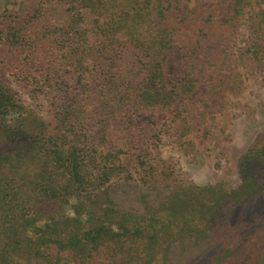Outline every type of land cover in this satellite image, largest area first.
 I'll use <instances>...</instances> for the list:
<instances>
[{"label":"trees","instance_id":"obj_1","mask_svg":"<svg viewBox=\"0 0 264 264\" xmlns=\"http://www.w3.org/2000/svg\"><path fill=\"white\" fill-rule=\"evenodd\" d=\"M228 1L231 7L221 22L227 24L229 31L224 42L231 45L241 17L259 0ZM68 3L71 7L64 26L53 29L57 36H61L60 30H66L67 46L63 56L50 58L56 62L66 59L68 67L82 72L75 78V85L69 86L63 81L57 84L62 78L54 77L58 74L55 61L50 65L51 72L42 70L47 79L52 77L55 81L51 90L58 133L41 141L43 157L54 159L56 169L67 176L66 186L56 187L45 181L33 189L18 186L10 172L0 168V264H89L102 248L109 247H118L119 251L114 250L116 254H124L117 264H169L166 252L172 244L188 238H205L208 231L210 242L216 247L211 264H264V221L247 237L238 229L240 219L254 213L262 217L264 214V143L261 142L239 162L238 189L228 192L217 185L194 187L190 189L194 201L181 211L174 212L162 204L160 209L150 208L148 218L143 215L134 219L133 214L115 210L114 204L107 200L101 214L86 211L87 221L82 210L61 222L54 215L45 214L42 218L40 214L59 201L68 203L71 197L76 200L90 197L125 170L118 154L124 151L122 145H128V139L117 137L122 141V144L115 142L118 150L109 144L110 138L105 151L82 146L86 134L81 119L98 120L116 136L124 127L121 123L124 114L134 108L151 111L156 116L179 103L174 117L181 119L182 133L187 134L193 130L195 121L205 119L204 108L221 109L222 106L211 103L215 97L238 90L241 74L235 67L264 65V10L255 13L251 40L238 50V56L233 55L230 46L223 53L222 62L208 66L204 73L194 71V64L190 66L193 74L189 75L193 78H189L188 85L193 87L201 74L210 85L198 93L204 102L199 107L200 101L194 105L195 99L191 97L196 95V87H183L178 94L175 87L168 90L164 81L163 65L172 50L168 21L172 10H178L173 8L172 0H68ZM93 14L97 19L88 22L87 15ZM87 23L92 24L90 29ZM16 25V31L11 34L9 27L4 29L0 22V47L11 45L14 53L19 54L20 66L15 70L27 81L34 79L33 75L42 67L41 59L36 56L40 42L35 28H26L21 21ZM186 101L193 106L182 112L180 109ZM17 109L15 96L0 86V145L20 141L21 127L10 118ZM115 120L119 122L110 129ZM10 156L11 152H0L4 163L9 162ZM138 163L146 176L154 179L153 166H147L144 159ZM41 219L45 224L38 227Z\"/></svg>","mask_w":264,"mask_h":264},{"label":"rangeland","instance_id":"obj_2","mask_svg":"<svg viewBox=\"0 0 264 264\" xmlns=\"http://www.w3.org/2000/svg\"><path fill=\"white\" fill-rule=\"evenodd\" d=\"M172 4L178 10H172L168 21L172 50L163 65L164 81L168 90L175 87L178 94L182 93L183 87H196V95L191 94L196 101L192 103L195 105L200 101L198 106L201 107L204 102L202 97H198V93H203L210 85L206 79L203 80L204 74L197 76L198 82L193 87L188 85L189 78L192 77L189 73L193 74L190 66L194 64V71L197 69L204 73L209 70L208 66L222 62L223 53L230 46L233 55L238 56V50L251 40L255 13L264 10V0L247 8L231 45L224 42L225 34L229 31L227 24L221 22L231 7L228 0H172ZM70 7L68 0H0V22L3 28L9 27L8 32L13 34L16 24L21 21L26 28H35L34 32L38 33L40 42L36 56L41 59L42 67L33 75L34 79L27 81H23L15 70L20 66L19 54L14 53L11 45L3 44L0 47V86L10 90L15 96L18 109L10 118L14 119V125L21 127L19 142L0 145V152H11L9 162L0 160V168L9 171L18 186L25 185L33 189L43 181L56 187L66 186L67 176L56 169L54 159H45L41 152L44 137L58 133L52 105L54 93L51 90L55 81L53 82L52 77L47 79L42 70L51 72L50 65L56 62L54 59L64 54L67 46L66 30H60L61 36H57L58 33L54 35L53 29L58 30L64 26ZM96 19L94 14L87 15L88 22L92 23ZM87 24L90 29L92 24ZM208 42L212 45L209 46ZM56 63L58 74L54 77L62 78L57 84L63 81L74 86L75 78L82 70L74 71L68 67L66 59ZM235 70L241 74L238 90L215 97L211 104L222 108H204L205 119L191 123L193 130L187 134L182 133L184 127L179 124L181 119L174 117L173 112L179 103L173 109H165V112L156 116L151 111L134 108L129 114H124L125 117L121 120L124 127L116 136L98 120L87 122L81 119L86 134L82 146H94L105 151L108 150L105 146L108 144L107 139L110 138L112 142L110 140L109 144L118 150L115 142L122 144V141L117 137L124 136L128 139V145L123 144L124 151L118 154L125 170L90 197L85 196L79 200L71 197L68 203L59 201L52 204L47 212L45 210L46 213L41 212V217L44 218L45 214L54 215L61 222L64 218L75 217L74 212L82 210L85 220L89 219L86 211L101 214L104 203L109 200L114 204V209L121 213L133 214L134 219L143 215L148 218L149 209H160L162 204H167L174 212L186 208L194 201L190 192L194 187L217 185L222 191L228 192L238 189L241 184V158L258 142L264 143V65H238ZM185 78L188 79L180 83ZM217 98L222 100L217 101ZM191 105L186 101L180 110H189L193 106ZM131 114L135 116L131 118ZM118 122L113 121L110 129L115 128ZM138 158L147 161V166H153L154 179L146 176L144 169L139 166ZM179 195L185 197L181 198ZM41 199L44 201L43 196ZM262 221L264 214L262 217L254 213L240 219L238 229L247 237ZM44 224L43 219L37 222L38 227ZM172 229L177 231L175 227ZM210 234L208 231L205 238H188L172 244L166 252L169 264H211L216 247L210 242ZM124 247L129 248V245ZM139 248H142L140 243ZM114 250L119 251V248H102L89 264L121 262L124 254H116Z\"/></svg>","mask_w":264,"mask_h":264}]
</instances>
